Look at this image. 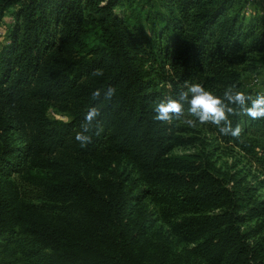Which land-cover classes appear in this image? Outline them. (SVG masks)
Segmentation results:
<instances>
[{"label":"trees","instance_id":"trees-1","mask_svg":"<svg viewBox=\"0 0 264 264\" xmlns=\"http://www.w3.org/2000/svg\"><path fill=\"white\" fill-rule=\"evenodd\" d=\"M246 5L0 0V21L14 9L0 48V241L24 264H163L146 239L145 202L177 238L199 242L203 264H264L263 249L240 227L262 216L264 202L239 213L250 190L238 197L205 152L174 155L192 144L183 120L154 118L156 102L175 98L185 81L220 97L232 85L246 96L264 94V81L246 80L264 74V15L247 16ZM108 87L115 95L104 101ZM91 106L101 114L82 147L75 133ZM51 110L67 120L51 118ZM228 119L240 125L239 137L197 126L247 154L260 150L264 168V118ZM27 167L46 173L49 199L32 216L12 180Z\"/></svg>","mask_w":264,"mask_h":264},{"label":"rangeland","instance_id":"rangeland-1","mask_svg":"<svg viewBox=\"0 0 264 264\" xmlns=\"http://www.w3.org/2000/svg\"><path fill=\"white\" fill-rule=\"evenodd\" d=\"M247 16L256 12L264 15V0H247ZM14 9L10 10L4 19L0 21V48L7 42L10 29L14 25ZM264 79V74L246 75L248 82L255 81L257 84ZM255 83V84H256ZM53 119L67 120L65 116L50 111ZM180 126L187 132L183 133L189 139L190 145L177 147L174 155H187L205 152L210 156L211 169L218 176L227 180L231 179V185L237 187L238 197H244V191H248V199L240 202L239 213L245 215L248 210L258 202H264V168L258 162L261 151L256 150L253 154H247L233 145H226L217 140V137L203 126L189 127L183 121ZM12 139H17V135H10ZM61 153H56L60 156ZM46 173L27 167L21 174H14L12 180L16 182L21 192V199L25 203L28 212L32 216V211L39 214L37 207L49 199L46 195L45 185ZM26 209V208H25ZM145 219L143 223L146 227V239L149 242L150 251L155 259L163 258V264H203L204 258L197 248L199 242H186L177 238L171 233L170 228L163 221L153 216L155 208L148 202L143 205ZM242 231L247 235L248 241L254 246H259L264 251V211L262 216L255 218L245 217L240 224ZM28 225L19 224L17 232L21 235L27 233ZM0 264H24L19 252L14 246L8 245L3 240L0 241Z\"/></svg>","mask_w":264,"mask_h":264},{"label":"clouds","instance_id":"clouds-1","mask_svg":"<svg viewBox=\"0 0 264 264\" xmlns=\"http://www.w3.org/2000/svg\"><path fill=\"white\" fill-rule=\"evenodd\" d=\"M93 75L102 76L103 71L97 69ZM115 91V88L108 87L103 93V100L110 101ZM92 98L100 100L101 90L94 91ZM154 111L156 113L154 118L157 121L170 122L175 118L183 120L189 127H195L197 123L212 124L217 126L223 135L239 137L240 125L233 128L228 116L239 114L252 120L264 118V94H257L255 97L246 96L243 92L236 90L235 85H232L224 91L223 97H220L206 90L199 83L185 81L175 98L170 97L156 102ZM100 114L99 106H91L87 109L81 130L75 133V139L82 147L91 142V137L87 133L90 132ZM99 131H102V128L98 129L97 134Z\"/></svg>","mask_w":264,"mask_h":264}]
</instances>
